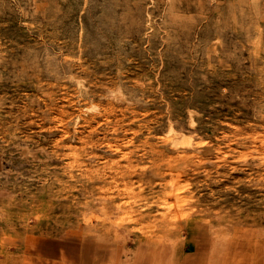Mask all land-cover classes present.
I'll use <instances>...</instances> for the list:
<instances>
[{"label": "rangeland", "instance_id": "374dc122", "mask_svg": "<svg viewBox=\"0 0 264 264\" xmlns=\"http://www.w3.org/2000/svg\"><path fill=\"white\" fill-rule=\"evenodd\" d=\"M0 264H264V0H0Z\"/></svg>", "mask_w": 264, "mask_h": 264}, {"label": "bare ground", "instance_id": "6f19581e", "mask_svg": "<svg viewBox=\"0 0 264 264\" xmlns=\"http://www.w3.org/2000/svg\"><path fill=\"white\" fill-rule=\"evenodd\" d=\"M164 8V7H163ZM151 12V11H150ZM171 14V13H170ZM173 14V13H172ZM174 15V14H173ZM170 16H172V15H170ZM152 19H153V17H152ZM139 27L137 26V29H138ZM200 32V31H199ZM142 67V66H141ZM175 104V103H174ZM176 106V105H175ZM174 109V108H173ZM172 109V110H173ZM176 111V110H175ZM170 112H171V110H170ZM170 112H167V113H170ZM182 113V112H181ZM177 114V113H176ZM190 114V113H189ZM171 116V115H170ZM178 117H180V115L178 116ZM171 118V117H170ZM175 119V118H174ZM176 121H177V119H176ZM189 121V120H188ZM178 122V121H177ZM181 123V122H180ZM190 123V122H189ZM179 124V123H178ZM182 124H184V123H182ZM178 128V127H177ZM180 129V128H179ZM170 132H181V131H179V130H176V128L174 127V125H172L171 127H170ZM191 130H193V129H191ZM191 130H189V131H191ZM193 135V134H192Z\"/></svg>", "mask_w": 264, "mask_h": 264}]
</instances>
